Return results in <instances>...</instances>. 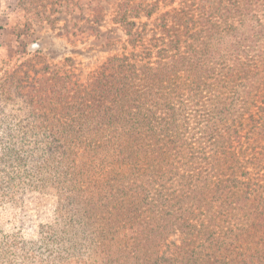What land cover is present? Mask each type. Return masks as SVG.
Returning <instances> with one entry per match:
<instances>
[{"label":"trees","instance_id":"trees-1","mask_svg":"<svg viewBox=\"0 0 264 264\" xmlns=\"http://www.w3.org/2000/svg\"><path fill=\"white\" fill-rule=\"evenodd\" d=\"M258 7L235 0L239 26L205 21L182 53L114 55L86 83L53 68L24 84L0 61V207L57 199L44 264H264V182L235 152L249 126L264 155Z\"/></svg>","mask_w":264,"mask_h":264},{"label":"rangeland","instance_id":"rangeland-1","mask_svg":"<svg viewBox=\"0 0 264 264\" xmlns=\"http://www.w3.org/2000/svg\"><path fill=\"white\" fill-rule=\"evenodd\" d=\"M234 3L235 0H0V61L25 75L24 84L43 78L53 68L76 76L72 79L78 83H86L89 75L114 55L150 49L149 60L155 62L160 51L161 56L167 51L168 56L182 53L205 21L216 23L220 30L239 26ZM257 10L264 17V8ZM120 18L134 24L131 34L136 40L135 51L132 42H127V28ZM246 123L247 118L242 126ZM239 134L241 141L235 152L246 164L239 176L242 178L245 172L242 180L262 184L264 165L261 169V164H250L256 159L264 163V155L257 154L261 148L252 144L249 126L242 127ZM57 207L54 196L37 192L26 193L19 203L1 206L0 264H23L30 253L44 264V227L54 223ZM175 241V237L170 239ZM11 243L16 247L24 243V249L17 250L14 256H4L3 246Z\"/></svg>","mask_w":264,"mask_h":264}]
</instances>
